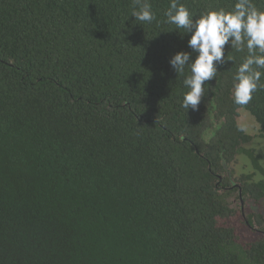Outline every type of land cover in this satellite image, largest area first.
Here are the masks:
<instances>
[{
    "label": "trees",
    "instance_id": "1",
    "mask_svg": "<svg viewBox=\"0 0 264 264\" xmlns=\"http://www.w3.org/2000/svg\"><path fill=\"white\" fill-rule=\"evenodd\" d=\"M150 2L159 26L133 0H0V264H264V233L243 243L220 222L235 192L264 199V179L234 187L228 169L246 155L264 170L238 122L249 111L264 136V89L234 103L246 52L227 45L235 63L184 109L190 71L169 61L190 34ZM180 2L199 16L236 0Z\"/></svg>",
    "mask_w": 264,
    "mask_h": 264
},
{
    "label": "clouds",
    "instance_id": "2",
    "mask_svg": "<svg viewBox=\"0 0 264 264\" xmlns=\"http://www.w3.org/2000/svg\"><path fill=\"white\" fill-rule=\"evenodd\" d=\"M163 16V23L174 25L182 38L190 34L187 43L191 51H179L169 61L178 77L185 76L186 69L190 71L183 79L188 89L181 105L184 109L198 110L206 82L215 79L221 65L235 63L230 52L225 56L227 45L232 51L246 52L233 76L234 103L246 105L253 93L264 89V9L253 0H236L231 10H208L199 16L180 0H170ZM131 17L140 24L161 23L150 0H133Z\"/></svg>",
    "mask_w": 264,
    "mask_h": 264
},
{
    "label": "rangeland",
    "instance_id": "3",
    "mask_svg": "<svg viewBox=\"0 0 264 264\" xmlns=\"http://www.w3.org/2000/svg\"><path fill=\"white\" fill-rule=\"evenodd\" d=\"M239 124L253 136L252 147L256 149V153L261 156V165L264 169V136L260 133L259 125L254 116L247 110L241 109L238 117ZM229 171L232 172V181L239 183V177L243 174L255 173V179H264V170L262 172L254 169V165L251 163V159L246 155H239L233 163L229 165ZM256 171V172H255ZM228 172L229 174H231ZM233 206L237 208L236 214L228 221L220 220L221 224H230L235 227L237 235L241 242H250L257 238L264 230V220L262 223L256 222V225H250L247 222V217L250 214L261 213L264 216V199L260 201H254L252 199H246L244 197V203H241V199L238 198V193L231 197ZM261 229V230H260Z\"/></svg>",
    "mask_w": 264,
    "mask_h": 264
},
{
    "label": "flooded vegetation",
    "instance_id": "4",
    "mask_svg": "<svg viewBox=\"0 0 264 264\" xmlns=\"http://www.w3.org/2000/svg\"><path fill=\"white\" fill-rule=\"evenodd\" d=\"M233 186H234V187H237V186L239 187L240 184H239V183H235V182H233ZM241 203H242V204L244 203V198L241 199ZM260 230H261V229H260ZM261 232L264 233V231H262V230H261Z\"/></svg>",
    "mask_w": 264,
    "mask_h": 264
},
{
    "label": "water",
    "instance_id": "5",
    "mask_svg": "<svg viewBox=\"0 0 264 264\" xmlns=\"http://www.w3.org/2000/svg\"><path fill=\"white\" fill-rule=\"evenodd\" d=\"M241 193V192H240Z\"/></svg>",
    "mask_w": 264,
    "mask_h": 264
}]
</instances>
